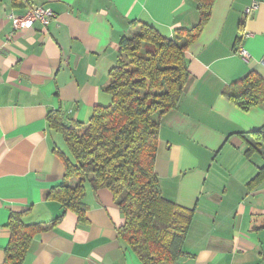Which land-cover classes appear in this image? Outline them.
<instances>
[{
    "label": "crops",
    "instance_id": "0c3cea01",
    "mask_svg": "<svg viewBox=\"0 0 264 264\" xmlns=\"http://www.w3.org/2000/svg\"><path fill=\"white\" fill-rule=\"evenodd\" d=\"M39 5L52 10L49 23L13 29L10 13ZM198 17L195 0H0V264L11 213L50 224L62 211L48 194L62 182L67 146L49 111L65 125L87 122L111 101L104 88L123 35L142 22L170 37ZM263 53L264 0H214L186 49L188 82L160 120L154 163L162 196L193 210L175 264H264V179L253 181L264 144L245 154L264 102L242 110L222 93L249 72L264 78ZM83 202V219L66 210L33 236L23 264H142L118 237L124 218L111 191L86 184Z\"/></svg>",
    "mask_w": 264,
    "mask_h": 264
},
{
    "label": "trees",
    "instance_id": "16d2710c",
    "mask_svg": "<svg viewBox=\"0 0 264 264\" xmlns=\"http://www.w3.org/2000/svg\"><path fill=\"white\" fill-rule=\"evenodd\" d=\"M195 2L199 17L191 28H176L165 37L153 26L135 22L138 28L121 37L104 88L111 101L95 106L87 122L65 125L59 110L49 111V127L61 133L67 146V153L58 150L64 163L62 182L48 194L62 211L50 224H25L24 212L11 213L1 264H23L33 236L66 210L83 219L86 184L111 191L124 218L118 237L142 264H175L184 254L193 210L162 196L154 163L160 120L176 108L188 82L186 49L209 20L214 0ZM222 93L247 110L264 102V78L249 72ZM248 134L252 142H247L245 154L250 157L264 144V124ZM261 154L264 161V149ZM262 179L264 162L253 181Z\"/></svg>",
    "mask_w": 264,
    "mask_h": 264
},
{
    "label": "built area",
    "instance_id": "2783aa9c",
    "mask_svg": "<svg viewBox=\"0 0 264 264\" xmlns=\"http://www.w3.org/2000/svg\"><path fill=\"white\" fill-rule=\"evenodd\" d=\"M258 7V2H252L245 8V12L248 13ZM9 18L14 30H20L24 28H32L33 23L38 21L40 24L45 25L53 18V12L46 6H34L29 8L23 14H9ZM237 53L243 59L249 58V53L242 46L237 47ZM260 63L264 66V53L260 59Z\"/></svg>",
    "mask_w": 264,
    "mask_h": 264
}]
</instances>
